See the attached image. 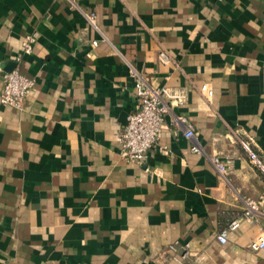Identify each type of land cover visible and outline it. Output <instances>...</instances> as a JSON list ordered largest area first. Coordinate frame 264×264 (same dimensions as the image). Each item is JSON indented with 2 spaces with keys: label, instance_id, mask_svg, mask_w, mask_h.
<instances>
[{
  "label": "crops",
  "instance_id": "crops-1",
  "mask_svg": "<svg viewBox=\"0 0 264 264\" xmlns=\"http://www.w3.org/2000/svg\"><path fill=\"white\" fill-rule=\"evenodd\" d=\"M12 69L34 84L0 103V264H264L238 141L264 160V0H0V95ZM139 78L185 94L144 165L117 142Z\"/></svg>",
  "mask_w": 264,
  "mask_h": 264
},
{
  "label": "built area",
  "instance_id": "built-area-1",
  "mask_svg": "<svg viewBox=\"0 0 264 264\" xmlns=\"http://www.w3.org/2000/svg\"><path fill=\"white\" fill-rule=\"evenodd\" d=\"M73 1V0H71ZM91 18L94 14H91ZM33 36L28 38L25 49H30V42ZM95 43V42H93ZM161 60H166L164 52H159ZM4 86L0 95V103L20 108L23 104L26 93L32 88L33 79L20 74L17 69H12L3 75ZM133 108L127 112L125 121L117 131V142L119 154L127 161L138 165H144L148 157V149L157 144L159 131L164 123V116L169 112L171 106L181 105L185 100L182 90H175L167 85H153L145 81L136 79L133 85ZM177 120L186 121L182 116H177ZM183 136L187 139L195 137L193 127L186 122ZM240 146L246 152L249 162L264 174V160L251 147L248 141L239 140ZM192 151H198L197 144H191ZM212 162L219 172L226 169L224 164L213 157ZM243 216L252 218L256 216L264 217V189L258 198H246L244 200ZM238 225V220L234 219L227 229L219 231L216 238L221 243L227 239V231L234 229ZM264 246V238L259 237L251 242L250 247L254 250ZM168 251H175V245H170ZM188 250L184 248L181 258L187 257Z\"/></svg>",
  "mask_w": 264,
  "mask_h": 264
},
{
  "label": "rangeland",
  "instance_id": "rangeland-1",
  "mask_svg": "<svg viewBox=\"0 0 264 264\" xmlns=\"http://www.w3.org/2000/svg\"><path fill=\"white\" fill-rule=\"evenodd\" d=\"M239 140H243V139H239ZM239 140H238V141H239ZM243 141H248V142L250 143L249 140H243ZM239 144H240V142H239ZM261 237H262V236H261ZM263 247H264V246H263ZM263 247H261V248H263ZM261 248H259V249H261ZM251 249H252V248H251ZM259 249H256V250H259ZM253 250H254V249H253ZM256 250H255V251H256Z\"/></svg>",
  "mask_w": 264,
  "mask_h": 264
},
{
  "label": "water",
  "instance_id": "water-1",
  "mask_svg": "<svg viewBox=\"0 0 264 264\" xmlns=\"http://www.w3.org/2000/svg\"><path fill=\"white\" fill-rule=\"evenodd\" d=\"M126 116V115H125ZM125 121V120H124Z\"/></svg>",
  "mask_w": 264,
  "mask_h": 264
}]
</instances>
